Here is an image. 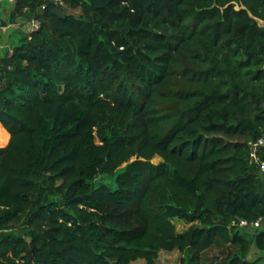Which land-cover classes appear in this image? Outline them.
<instances>
[{"label": "trees", "instance_id": "16d2710c", "mask_svg": "<svg viewBox=\"0 0 264 264\" xmlns=\"http://www.w3.org/2000/svg\"><path fill=\"white\" fill-rule=\"evenodd\" d=\"M13 1L38 28L0 57V264H264L230 229L264 219V0Z\"/></svg>", "mask_w": 264, "mask_h": 264}, {"label": "rangeland", "instance_id": "374dc122", "mask_svg": "<svg viewBox=\"0 0 264 264\" xmlns=\"http://www.w3.org/2000/svg\"><path fill=\"white\" fill-rule=\"evenodd\" d=\"M40 3L39 11H42L47 6L54 7L56 12H59L62 16L72 15L74 17H79L81 15L80 9L74 8L72 6L71 0H38ZM13 9V4L7 5L6 3H1L0 5V19H1V33H0V57L5 54L6 51H9L11 47L17 45L20 39H23L25 36L30 35L33 29L29 23L35 21L31 20H17L14 23L9 22V14ZM260 25H263L261 22ZM32 27V28H31ZM3 136V129L0 126V138ZM5 142L0 139V148H3ZM251 159V155L249 157ZM95 182H103L106 184H112L113 180L111 178H98ZM54 201H57L54 198ZM175 231L180 234L187 231L192 224H187L184 221L173 220L172 221ZM264 229V228H263ZM242 234L248 239L251 240L253 234H250L251 231H241ZM252 235V236H251ZM189 252H178L174 250L172 252H159L157 259L153 264H188ZM264 257L263 254L258 253L254 244L249 248L248 257L249 261H254L258 258ZM225 258V255L220 249H211L203 255V260L205 264H221ZM132 264H145L144 261L139 260Z\"/></svg>", "mask_w": 264, "mask_h": 264}, {"label": "built area", "instance_id": "2783aa9c", "mask_svg": "<svg viewBox=\"0 0 264 264\" xmlns=\"http://www.w3.org/2000/svg\"><path fill=\"white\" fill-rule=\"evenodd\" d=\"M0 2L6 3L7 5L14 3L13 0H0ZM0 14H1V10H0ZM29 25H31L33 27V29H35V30H37V28H38V23L36 21L29 23ZM1 31H2V29H1V19H0V33H1ZM262 144H263V141H259L256 145H253L251 147V154L250 155H251L252 160H254L256 162V164L258 165L260 177L262 178V181L264 182V162L259 161L258 158L256 157V147L258 145H262ZM261 227L264 228V219H258V220L253 221V222L238 220V221H232L230 224V229H237V230L254 231V230L259 229Z\"/></svg>", "mask_w": 264, "mask_h": 264}, {"label": "water", "instance_id": "95a60500", "mask_svg": "<svg viewBox=\"0 0 264 264\" xmlns=\"http://www.w3.org/2000/svg\"><path fill=\"white\" fill-rule=\"evenodd\" d=\"M80 1H81V0H80ZM261 146H264V142H263V144H262Z\"/></svg>", "mask_w": 264, "mask_h": 264}]
</instances>
